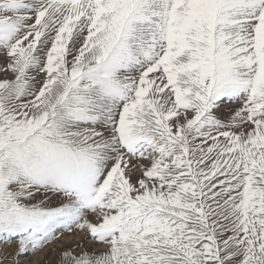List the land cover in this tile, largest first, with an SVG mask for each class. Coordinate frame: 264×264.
I'll return each instance as SVG.
<instances>
[{"label":"snow or ice","instance_id":"obj_1","mask_svg":"<svg viewBox=\"0 0 264 264\" xmlns=\"http://www.w3.org/2000/svg\"><path fill=\"white\" fill-rule=\"evenodd\" d=\"M0 245L264 264V0H0Z\"/></svg>","mask_w":264,"mask_h":264},{"label":"rangeland","instance_id":"obj_2","mask_svg":"<svg viewBox=\"0 0 264 264\" xmlns=\"http://www.w3.org/2000/svg\"><path fill=\"white\" fill-rule=\"evenodd\" d=\"M0 247H4V246L0 245ZM14 249H15V245H12L11 247H7L5 250L8 252H12L14 251ZM44 259H45V254L38 253L35 257H31V256L22 257L19 260V264H43Z\"/></svg>","mask_w":264,"mask_h":264}]
</instances>
